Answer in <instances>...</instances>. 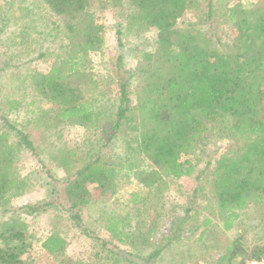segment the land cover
Returning <instances> with one entry per match:
<instances>
[{
    "label": "trees",
    "instance_id": "1",
    "mask_svg": "<svg viewBox=\"0 0 264 264\" xmlns=\"http://www.w3.org/2000/svg\"><path fill=\"white\" fill-rule=\"evenodd\" d=\"M18 1L20 9L29 10L22 7L23 0ZM222 1L206 0L204 15L189 21L185 20V10L198 9L199 0H38L44 18H31L15 35L20 36V45L21 36L27 43L33 32L44 38L49 35L57 44L59 60L46 72H34L26 86L32 95L27 105H53L51 110L40 105L37 108L41 125L84 128L92 134L73 148L59 149L52 158L65 171L62 181L67 200L61 206L68 212L70 226L99 244L97 257L101 254L117 262L109 242L99 239L82 222L78 207L117 199L130 177L150 191H156L165 177H190L213 137L230 144L212 164L203 208L216 213L223 230L235 227L248 211L257 210L264 217V0L225 2L226 18L235 28L228 41L216 36L210 24L204 27L212 17V2ZM117 6L124 11L115 30L120 46L128 34L153 28L155 36L151 50L139 49L140 58L134 67L126 68L122 55L117 57L115 75L108 78L117 88V98L108 106L112 108L107 114L97 92L105 81L96 77L92 60L103 42V25L98 22L101 11ZM0 16L6 22L1 10ZM37 19L46 31L30 24ZM34 46L29 51L36 55L27 60L45 55ZM10 65L4 61L0 71ZM134 78L140 81L135 102L131 98ZM120 133L129 138L123 141V152L111 161L110 148L120 142ZM12 137L36 154L29 135L15 127L1 109L0 264H33L27 259H32L36 243L53 255L62 251L65 240L55 230L41 236L29 232L28 224L11 208L17 191L16 154L8 144ZM210 164L205 160L202 169ZM54 202L19 209L38 214ZM147 203V197L130 191L125 204L129 210L134 207L133 212H103L100 222L120 243L142 236L141 246L150 244L145 233L156 223L146 225L143 214H148ZM201 222L204 226L212 220L205 216ZM172 239H176L174 235L151 243L153 248L143 258L158 256ZM263 252L264 246L250 248L240 233L225 247L219 262L245 264L248 257L258 258Z\"/></svg>",
    "mask_w": 264,
    "mask_h": 264
},
{
    "label": "rangeland",
    "instance_id": "2",
    "mask_svg": "<svg viewBox=\"0 0 264 264\" xmlns=\"http://www.w3.org/2000/svg\"><path fill=\"white\" fill-rule=\"evenodd\" d=\"M226 1L230 0H223L219 4L212 2V17L210 22L207 20L204 25L205 27L210 24L212 31L222 41H228L235 34V28L226 18V10L223 6ZM199 3L198 9L185 10V20L195 21L197 15L207 10L206 0H199ZM24 6L31 10L30 15H28L29 10L25 12L20 9L18 0H0V10L4 12L6 18L5 22L0 16V51L2 52L0 65L2 66L4 61L11 64L0 71V110H5L11 123L29 135L36 150V154L32 153L13 137L8 141L16 154L13 166L17 177V191L12 196L10 206L28 224L29 232L41 236L55 230L65 240L62 251L53 255L43 252L36 243L33 246L32 259H27V263L221 264L220 256L223 255L225 247L237 237V234H243L244 241L250 248L256 245L264 246V221L262 219L264 217H261L257 210L246 212L235 227L223 230L216 213L203 208L206 204L204 195L208 192L212 164L230 144H224L222 140L213 137L205 145L204 152L200 154L201 159L195 163L196 166L190 177H165L156 191L148 190L147 187L130 177L120 188L117 199L99 200L78 207L82 222L87 228L93 230L99 239L109 242L108 247L116 253L117 262L112 263L101 254L97 257L99 244L70 226L68 212L61 206L62 202L65 203L67 200L62 181L65 171L58 166L57 160L52 158L59 149L73 148L84 139H89L92 134L87 129H76L66 125L44 128L38 120L39 115L36 110L39 105L41 108L51 110L53 105L49 102L27 105V101L32 98L29 87H26L30 77L34 72L48 71L59 58L55 50L57 44L52 42L49 35L44 38L37 32H29L27 43H24L22 35L20 45V36L16 38L15 35L18 34L20 28L22 29V25H29V20L36 16L44 18V10L39 8L38 0H23L22 7ZM123 12L122 8L117 6L101 11L98 18V22L103 25V42L99 50L94 53L92 61L96 77L105 81L103 85L98 86L97 92L100 93L101 108L106 110L107 114L112 108H109V105L113 104L117 98V88L113 85L114 83L110 82V79L108 80L115 75L117 57L122 55L123 65L126 68L134 67L140 58L139 49L151 50V42L155 36L153 28L141 34H128L122 37V46H120L115 30L123 20ZM39 21V19L36 22L30 21V24L46 31L44 26L39 25ZM2 24L5 25L2 26ZM32 39L35 42L36 51H44L45 55L27 60L36 55L29 51L34 46ZM25 50L29 51L28 54H24ZM13 64L16 65L13 66ZM139 86V79H132L131 98L133 102L136 101ZM102 104L107 107L104 108ZM126 137L129 138V135L124 136L120 133V142L110 148L111 161L123 152V141ZM205 160H210L211 164L208 168L202 169ZM195 189L196 192H193ZM130 191H137L141 196L148 198V214L146 213V216L144 213L143 218L146 220V225L150 221L156 223L151 230L145 233L148 235L149 243L155 244L165 236L174 235L176 238L172 239L158 256L150 260H146L143 256L147 255L153 247L149 246L150 244L141 246L142 236L132 242L120 243L105 231L100 222L103 212L118 215L125 214L126 211L133 212L134 207L133 210H129V205L125 204L127 193ZM49 201H55V204L38 214L29 215L19 209L23 205H36ZM205 216L211 218L212 222L203 226L201 221ZM142 230L145 232V226ZM261 255L264 256V252ZM251 258L253 257H248L246 261Z\"/></svg>",
    "mask_w": 264,
    "mask_h": 264
},
{
    "label": "built area",
    "instance_id": "3",
    "mask_svg": "<svg viewBox=\"0 0 264 264\" xmlns=\"http://www.w3.org/2000/svg\"><path fill=\"white\" fill-rule=\"evenodd\" d=\"M245 264H264V256L258 258H251L245 262Z\"/></svg>",
    "mask_w": 264,
    "mask_h": 264
}]
</instances>
